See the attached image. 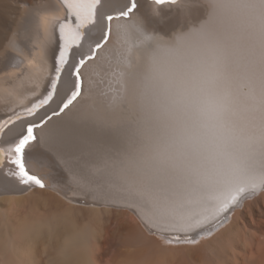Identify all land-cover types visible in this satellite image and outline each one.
Segmentation results:
<instances>
[{
    "label": "bare ground",
    "instance_id": "obj_1",
    "mask_svg": "<svg viewBox=\"0 0 264 264\" xmlns=\"http://www.w3.org/2000/svg\"><path fill=\"white\" fill-rule=\"evenodd\" d=\"M129 2L101 0L96 24L68 50L56 80L77 17L65 0H0V123L14 121L0 146L59 109L74 90L78 58L107 37L81 68V95L35 129L29 167L46 187L19 184L6 158L0 163V264H264V189L218 211L237 183L264 179V65L248 13L219 6L233 0H135L130 18L106 21ZM140 26L171 42L185 34L162 77L150 72L153 45ZM217 61L212 95L232 130L226 154L204 153L212 158L203 163L169 149L171 158L157 163L173 138L204 131L206 98L176 113L142 105L145 76L154 75V92L174 93Z\"/></svg>",
    "mask_w": 264,
    "mask_h": 264
},
{
    "label": "snow or ice",
    "instance_id": "obj_2",
    "mask_svg": "<svg viewBox=\"0 0 264 264\" xmlns=\"http://www.w3.org/2000/svg\"><path fill=\"white\" fill-rule=\"evenodd\" d=\"M175 0H154L155 5H165L174 3ZM101 0H65L66 7L77 17V24L68 27V35L65 39V45L60 52V66L56 69V80L60 79V72L64 64L68 62V50L73 46H78L84 37L83 29L90 25H95L98 17V6ZM222 7H230L245 10L249 16V24L253 32L258 35L260 44L261 63L264 65V0H233V2L219 5ZM136 7L135 0H130L124 9L120 10L119 16L114 17L111 14L106 15V21L111 22L113 19L130 18L131 10ZM64 31V26H61ZM111 34L110 28L108 35ZM104 37H102L103 39ZM102 45L97 42L96 49H100ZM95 52L88 54V59L93 58ZM86 60L81 58L79 65L74 66L75 82L71 96L63 103L60 112H64L70 105L81 95V68L85 65ZM218 61L210 66L201 67L186 82L177 84L176 91L169 93L165 90L163 93H156L154 88V75H146L140 92V102L142 105L148 104L151 107L165 112L176 113L181 108H186L197 97H205L204 101L199 105V112L203 118L201 128L204 130L201 134L182 135L172 139L164 149L157 152L155 160L157 163L163 164L171 158L169 149H174L177 153L183 155L190 153L191 155L201 158L203 163L211 162V155L221 156L226 154V137L231 136L232 130L227 129L223 123L224 103L217 100L212 95L216 80L219 76ZM53 93L55 84L52 85ZM52 99L49 94L35 108L27 109L31 115L36 108L42 107ZM58 115V113H54ZM16 119H19L17 116ZM49 119H51L49 117ZM262 125H264V114L261 116ZM14 123L9 119L4 123H0V135H3L5 128L9 124ZM42 125L30 124L24 129L15 140L6 146H0V163L6 158L13 166L10 174L16 181L27 187L45 188V181L36 174H33L29 167V152L33 143L37 141L35 129ZM256 143L255 138H249V147ZM260 143L264 147V127L261 130ZM260 189H264V179L258 183L255 180H249L246 183H237L235 190L225 199L219 208L220 213H225L231 207H242L246 199L251 198ZM226 219V217H225ZM178 239V238H177ZM189 243H198V241L189 240Z\"/></svg>",
    "mask_w": 264,
    "mask_h": 264
},
{
    "label": "clouds",
    "instance_id": "obj_3",
    "mask_svg": "<svg viewBox=\"0 0 264 264\" xmlns=\"http://www.w3.org/2000/svg\"><path fill=\"white\" fill-rule=\"evenodd\" d=\"M215 3V0H208V4ZM141 32L147 39L146 45H153L150 48L149 66L150 72L156 76H164L167 72V66L179 54V45L185 34L177 35L175 42L168 41L159 35L145 34L140 26Z\"/></svg>",
    "mask_w": 264,
    "mask_h": 264
},
{
    "label": "water",
    "instance_id": "obj_4",
    "mask_svg": "<svg viewBox=\"0 0 264 264\" xmlns=\"http://www.w3.org/2000/svg\"><path fill=\"white\" fill-rule=\"evenodd\" d=\"M65 101V100H64ZM63 101V102H64ZM63 104V103H62ZM62 104L60 105V107H59V109L57 110V111H59L60 110V108L62 107ZM54 113H56V112H52V113H50V114H48L47 116H45L41 121H46L47 119H49V117H51V116H53L54 115ZM41 121H39V122H41ZM38 122V123H39ZM34 124H36V123H34Z\"/></svg>",
    "mask_w": 264,
    "mask_h": 264
},
{
    "label": "rangeland",
    "instance_id": "obj_5",
    "mask_svg": "<svg viewBox=\"0 0 264 264\" xmlns=\"http://www.w3.org/2000/svg\"><path fill=\"white\" fill-rule=\"evenodd\" d=\"M91 46H93V45H91ZM189 237V236H188Z\"/></svg>",
    "mask_w": 264,
    "mask_h": 264
}]
</instances>
